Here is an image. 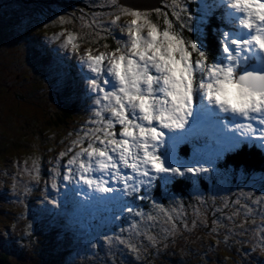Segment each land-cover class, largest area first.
Listing matches in <instances>:
<instances>
[{
  "label": "snow or ice",
  "instance_id": "6c2138e0",
  "mask_svg": "<svg viewBox=\"0 0 264 264\" xmlns=\"http://www.w3.org/2000/svg\"><path fill=\"white\" fill-rule=\"evenodd\" d=\"M107 7L91 21L82 15L80 30L48 38L66 55L33 54L59 98L77 99L90 113L50 169L46 210L58 215L61 199L77 210L103 209L108 231L86 244L97 249L102 241L113 257L106 264H116L117 254L119 264H127L125 255L139 261L200 229L225 250L238 241L264 254V187L256 194L237 185L207 198L200 191L217 175V161L245 146L264 149V0H170L162 25L140 10L159 17L160 8L124 0ZM52 15L62 27L73 21ZM122 17L129 19L120 23ZM209 24L213 42L205 46ZM109 38L114 47L99 43ZM66 58L76 60L71 70ZM182 146L190 155H181ZM17 168L21 181L13 179L12 189L19 199L30 192L24 176L38 183L40 169L35 158ZM187 188L198 204L191 214L151 195L159 189L175 201L173 190Z\"/></svg>",
  "mask_w": 264,
  "mask_h": 264
},
{
  "label": "rangeland",
  "instance_id": "374dc122",
  "mask_svg": "<svg viewBox=\"0 0 264 264\" xmlns=\"http://www.w3.org/2000/svg\"><path fill=\"white\" fill-rule=\"evenodd\" d=\"M31 1L32 3L33 2L35 3L32 4L30 0H0V29H1L0 172L2 173L6 171L5 174L8 177L6 178L7 179L6 186L9 187L10 189L9 193L5 192L3 195L0 193V204H6V205H8L12 199L9 197L10 195L13 194V189H12L13 179H15L18 182L21 181V176H20L21 173L18 171L17 165H19L20 169H23L25 167L26 161L22 156H18V158H16L15 155L17 154L13 152V149L12 150L7 149L9 145L8 143H12V142L9 141L10 139H7V137L4 134L10 135L13 129L10 130L9 125L3 124L5 123L4 117L10 113L13 114V112L14 114H16L14 108H16L19 111L20 114L15 117V120H17V122L21 126L18 135H21L22 133L21 138L25 137L27 141L26 143L24 142V144L22 143V149L17 148V150H24V152H27V150L31 148L30 143L32 141L35 142V146L36 144L42 145L40 143L44 139L40 136V134L39 137L41 139H36V138L32 139V136L35 135L34 133L35 130L36 131L41 130L40 128L41 126H44V128L49 126V128L54 129L55 132L56 131L61 132L59 128L63 127L65 128V130H67L66 133H72L73 136L75 135V133L71 130L73 125L75 124L69 123L68 122L69 120L68 121L66 120L65 123H59L58 120H56V124L53 123V126H52V122L54 120L51 123L50 121L46 122L48 119H51V117H54L55 114L59 115L61 113V111L63 110L61 105L70 107L69 105L70 103H72V101L69 103H65L62 99H60L58 92L49 84L48 80H46L44 76L41 75V73L38 71V69L35 66L33 67V69L36 73L39 74V76L37 78V81H34L35 78L32 75V69H30V66L32 67L33 62L35 64V61L33 60V58L28 59L29 48H30L29 41L31 42V40H29V36H25V34H29V32H31L37 34L34 37L40 38L39 36L40 32L38 33L35 30H39L42 32L44 31V34L42 35L40 40L36 38L35 39L32 38L33 43H37L41 46H36V47L33 46V47L36 50H38L39 47H44L45 50L49 49V52L52 54V56L66 55L65 53H60L58 49L52 50L51 47H48V42H49L53 45V47L57 48V44L50 42L48 38L51 37L54 33H58L63 29L80 30L81 27L80 20L82 15L86 17L89 21H91L93 15L100 16L101 13H107L109 11L107 5L110 3V0H31ZM161 2L163 6V9L161 10H168L169 8L167 6L170 4V0H161ZM189 7L194 8L195 5L189 4ZM148 12H151V19H155L158 17L155 12L152 11H148ZM53 13H56L57 15H65L66 17H73V21L71 23L64 24L62 27L60 22L56 21L55 17H53L52 15ZM18 16L20 18H17ZM161 16L163 17V14H161ZM50 18L54 22H50ZM125 19H129V18L122 17L120 23H122L123 20ZM38 20H40L41 22H37ZM5 25L8 26L4 27ZM14 25H17L18 27ZM7 33H9L10 35H13L12 33H16V35H14L12 38L14 41L11 42L10 40L4 46L6 38L3 41V37H8ZM116 34L119 35V32L117 31ZM184 35L185 37L190 36L189 33L187 34L184 33ZM206 36L208 39L213 40L212 34H207ZM20 37H24V38L21 39ZM108 40H112V39L109 38ZM99 43L102 45L104 43H107V41L102 39L100 40ZM85 46L87 45L82 44L81 48L83 49V47ZM109 46L114 47L115 44L114 46L112 44ZM93 47H95V45H93ZM100 50H104V49L101 48ZM67 56L70 57V54H67ZM18 58L20 59L21 64L27 65L26 69L23 68L24 71H20V69L18 70V68L20 67ZM66 60L71 61L70 63H72V65L76 64L75 58H70V59L66 58ZM16 64H18V67H16ZM21 81H24V84H22ZM24 101H26L25 106H24ZM77 105H78L77 108L80 109L81 112L83 111L87 113V110L85 108L86 106L79 103ZM32 106L34 107L32 108ZM35 108L37 109L35 110ZM11 110H13V112ZM35 113L37 116V121H40L39 127L33 125V123L31 122H28V125L24 126L25 123H27L29 117L35 115ZM76 115H86V114L76 113ZM75 126H77V124ZM58 135L61 136L63 135V133L61 134L59 133ZM1 137L3 139V142H1ZM61 139H62L61 137H58L56 139V141L60 145L61 142H64L63 140L64 138L62 140ZM3 143L6 145H4ZM19 144H21V142ZM29 154L31 155V153ZM1 158H3V161ZM55 158H56L55 156L50 157V160L43 158L44 162L38 164L40 169V180L38 183L30 182L28 180L27 175L24 176L23 182L28 183L30 189L33 190L31 192L32 195L29 194L27 196L28 198H30V201L36 199L35 200L36 203H39L40 201L44 202L43 198L45 192H40L39 188L37 189L34 188L36 187L35 185L39 183L41 184V186L44 187L43 183L48 182L50 169L55 166ZM32 160H29V162L27 163L31 164ZM40 160L42 161V159L38 157L39 162ZM226 168L232 169V166L227 165ZM223 173L226 174L225 172ZM237 173H241V172L237 171ZM261 175L264 176L263 173ZM241 177H244L245 180H248V183L247 184L241 183ZM215 178L216 175L213 177V180ZM223 178L227 179V177L225 176H223ZM259 182H260V178L255 174H252L250 176L240 174L239 177L235 179L234 184L231 183V178H228L227 180L220 181L217 184L214 183L215 187H213L212 184L210 188H204V193L201 194L207 198L212 193H218V197H219V196H223L226 190L229 188H231L234 192L236 190L237 185H241L242 187L245 188V190H252L256 194H259L261 188L264 187V185L260 184ZM200 190L203 189L200 188ZM189 191H192L191 188L190 190H188V192ZM63 192L64 189L61 188V196H63ZM176 195L180 196L179 194ZM153 196L156 198L157 201L163 200L162 191H159L158 194H154ZM20 202L21 201L14 203L17 210L20 208ZM176 202H177L176 204H182L184 211L189 214H191V212L198 206L197 200L193 195L185 202H182L179 199L176 200ZM61 204L62 207L59 210L58 215L55 212L47 211L45 208V203L42 205L38 204L40 213L44 214L45 216L35 215V218L34 220H31L30 225L23 224V217H22L24 214L23 211L20 212L21 215L17 213H15L14 215L11 210H6V211L4 210L3 215L2 216L0 215V223L5 222L9 224L10 221H12L17 223V225L20 224L19 229H17L16 231L14 246L15 248L19 247L23 252V255L20 256L18 259L16 257L17 254L15 253V248L11 246L10 249L8 251L6 250L5 253L6 258L8 259L7 264H42V260L44 264L46 263L55 264V262L60 261L63 255H67V256L70 255L69 246L73 247V244L75 242H78L81 245H87L86 241L89 239V237H93L95 234L97 235V233L100 232L108 231L107 228H105V230L103 231L101 222L96 223L95 226L96 230L93 232H89L87 228L86 229L81 228L85 224L84 217L86 214L82 210L75 209L72 204L64 202L63 199H61ZM143 204H145V202H143ZM145 205H142V207ZM150 205L151 204L148 202L147 206ZM163 205L165 206V204ZM174 206L175 204L173 206L166 205L165 207L171 208ZM48 207L50 208L51 206L49 205ZM143 210L145 212H148L151 209L146 211L145 207H143ZM72 214H74V217ZM189 218L191 217L189 216ZM210 220H211V214L209 215V221ZM28 227L29 229H27ZM24 228L28 234L21 236V233L24 230ZM201 230L203 231V229H200L198 232L193 233L191 235H195V234L199 235L201 233ZM53 232H55V235L52 236ZM87 233H89L88 236L86 235ZM9 234L12 235V232H10ZM60 236L61 237L63 236V238H60ZM2 239H3L2 236H0V242L2 241ZM188 239L189 237L179 238V240H177L174 244H172V246H168L167 248H161L159 251H152L148 253L146 256L142 257L141 260L136 261L135 264H200L202 260L199 259L200 263H198L197 261L194 260L192 255H188L186 258H181L179 260L176 259L173 254L168 256L167 258L162 257L164 256V252L166 249L168 248L170 249L171 247L173 250H178L180 247L184 245L185 242L188 241ZM236 242L239 243L238 241ZM98 243L100 246L97 249H94V257L96 259V262L94 259L93 262L95 264H106V260L111 261L113 257L108 252L107 248L103 245L102 241H99ZM242 246L243 248L240 249V251L242 252L241 253L242 260L239 259L238 263H236L237 262L236 261L235 263H230V264H264V254H261L259 252V249L253 252L251 251L252 245L244 244ZM200 247H201V251L199 249L198 250L199 252H202L203 246ZM219 248H221V246H219ZM231 256L235 258L234 256H236V254L234 253ZM126 257L128 258L127 255L123 257L125 261H126ZM115 259H118V261H120L121 259L120 254H117ZM214 260L215 262H212L214 264H218V263L225 264L221 260L218 262L216 259ZM202 264H207V263L203 262Z\"/></svg>",
  "mask_w": 264,
  "mask_h": 264
},
{
  "label": "trees",
  "instance_id": "16d2710c",
  "mask_svg": "<svg viewBox=\"0 0 264 264\" xmlns=\"http://www.w3.org/2000/svg\"><path fill=\"white\" fill-rule=\"evenodd\" d=\"M30 2L32 3L31 0H30ZM197 2H199V1L197 0ZM33 3H35V2H33ZM161 6H162V2L158 4V7L160 9H163V6L162 7ZM165 12H169V15H170V10L169 9L168 10H161L160 17H157V18L153 19V21L162 25L163 20H162L161 14H164ZM155 16H156V14H155ZM17 18H20V17L18 16ZM126 20L127 19L123 20L122 23H124ZM37 22H41V21L38 20ZM212 23H215V21H213ZM6 26H8V25H5L4 27H6ZM14 26L18 27L17 25H14ZM211 27H212V24H209L208 28H206V32L209 31L211 29ZM35 31H37V30H35ZM30 33L31 32H29V34H25V36H29V40H30V35H34V34H30ZM184 33L187 34L188 32L185 31ZM7 34H8L7 35L8 37H3V41L6 38L4 46L10 40H11V42L14 41L12 38H13L14 35H16V33H12L13 35H10L9 33H7ZM190 36H194V33H190ZM0 43H1V29H0ZM29 43H30V48L34 49L33 41H32V43L29 41ZM107 43L109 45L112 44L113 46L115 44L113 40H107ZM18 60H19V66H20L18 68V70L20 69V71H24L23 68L26 69L27 65L26 64H21L19 58H18ZM34 66L37 68L36 64H34V62H33L32 67L30 66V69H32V75L35 78L34 81H37V78H38L39 74L34 71V69H33ZM16 67H18V64H16ZM21 83L24 84V81H21ZM78 103L82 104L79 100L73 99L72 103H70V105H69L70 107L61 105V107L63 109L61 111V113L59 115L55 114L54 117H51V119H48L46 122L50 121V123H51L54 120L52 122V126H53V123L56 124V120H58L59 123H65L66 120L67 121L69 120L68 121L69 123H74L75 125L77 124V126L73 125L74 130H73V127L71 129L74 133H76L77 131H79L82 128V126L86 125V122L89 120V117H90V113L88 111H87V113L83 112V111L81 112L80 109L77 108V106H78L77 104ZM25 105H26V101H24V106ZM33 107L34 106H32V108ZM36 109L37 108H35V110ZM11 111L13 112V110H11ZM14 111H15L16 114H14V112H13V114L10 113V114H8V115H6L4 117L5 123H3V124L4 125H9L10 130L13 129V131L10 133V135H6V134H4V135L7 137V139H10L9 141H11L13 143V144L12 143H8L9 145H8L7 149H9V150L13 149V152H15V154H17V155H15L16 158H18V156H22L25 159V161H27V162H29V160H32L33 158H35V159H37V163L38 164L43 163L44 162L43 158H45L47 160H50V157H53V156L57 157L59 152L66 148V146L69 143V140L74 138V136H69V133H66L67 130H65V128H63V127L59 128V130H61V132H59V131L55 132V130L54 129H50L49 126L45 127V128H44V126H41L40 127L41 130H38V131L35 130V132H34L35 135L32 136V139H34V138L41 139L39 137V134H40V136L44 139L40 143L42 145H37L36 144V146H35V142L32 141L30 143L31 148L28 149L27 152H24V150H17V148H21L22 149V143L23 144H24V142L26 143L27 140H26L25 137L21 138L22 133H21V135H18V132L20 131L21 126L19 125L17 120H15V117L18 116L20 113H19V111L16 108H14ZM75 112L77 114H84L85 113L86 115H76ZM76 117H77V119H76ZM2 120H3V118H2ZM28 122H31V123H33V125L38 126V127H39V124H40V121H37L36 113H35V115L29 117L27 123H25L24 126L28 125ZM36 133H38V134H36ZM59 133L60 134L63 133V135L59 136L58 135ZM58 137H61L62 139L64 138L63 139L64 142H61V145L58 144V142L56 141V139ZM1 142H3L2 137H1ZM20 142H21V144H19ZM11 144H12V146H11ZM4 145H6V144H4ZM19 153H21V154H19ZM29 153H31V155ZM252 154H253L252 152H246V153H243V154H239L238 156H235L234 159L232 160V166H234L236 168H238V167L244 168L245 171H253V172L259 171L258 170L259 168L257 166L258 162H256V166H255L254 162L251 161ZM38 157L40 159H42V161L40 160V162H39L38 161ZM3 158H1L2 161H3ZM255 158L256 157H254V159ZM263 169H264V166H263ZM5 172H2V173L0 172V179H2L3 176L5 178L4 180H1V185H2L1 190H3L6 193H9L10 189H9V187L6 186V184H7V179L6 178H8V177L5 174ZM43 185H44V187L41 186V184L39 183V184L35 185L36 186L35 188L36 189L37 188L46 189L47 183L44 182ZM205 186H206V182L204 181L202 187H205ZM185 190L186 189H183V190L176 189V190H173V191H175L176 194H179L181 196L182 194H184ZM32 191L33 190L30 189V192L27 195L19 198L21 202H20V208L18 207L19 208L18 210H17L16 206L14 205V203L11 202L8 205H1V210H2L1 212L4 213V210L5 211L6 210H11L14 215H15V213L21 215L20 212L23 211L28 216H30L32 220H34L35 215L45 216L44 214H39L38 211L35 212V213H34V211H32L31 203L33 204V202L36 199H33V200L30 201V198L27 197L29 194L32 195L31 194ZM47 191L51 195L50 186H47ZM15 196L18 198V193ZM163 201H164L165 206L166 205H172L173 206L174 204L177 203L176 200L173 201L171 199H163ZM40 204L42 205V204H44V202L41 201ZM147 207H149V206H147ZM23 224H25V223L23 222ZM0 225L2 226L1 227V230H2L1 233L3 234V236H2L3 239L0 242V249H1V251H0V264H7L8 259L6 258L5 253H6V250L8 251L11 246L13 248H15L14 240H15V236H16V231H17V229H19V227H20L19 225L20 224L17 225V223L10 221L9 225L6 224L5 222H3V223L1 222ZM5 227H6V229H5ZM25 228L22 231L21 236H23L25 234H28L27 231L25 230ZM27 229H29V227ZM8 231L12 232V235H10L9 234L10 232H8ZM205 232H206V229H203V231L201 230V233L199 235L195 234V235L189 236L188 241L185 242L184 245L182 247H180L178 250H173L171 247H170V249L169 248L166 249L165 252H164V256H162V257L167 258L168 256L173 254L175 256V258L179 260L181 258H186L188 255H192L194 260L197 261L198 263H200L199 259L202 260V262L200 264H202L203 262L207 263V264H214V263H212V262H215L214 259H216L218 261L221 260L225 264L235 263L236 261H237L236 263H238L239 259H241V253L242 252L240 251V249L243 248L242 245H240L236 241H230L229 244H228V250H225V247L223 245H220L221 248H219V246L217 248V246L215 245L214 238L211 237V236L205 235ZM6 237H7L8 241L6 240ZM177 240H179V239H177ZM210 245H211V247H210ZM169 246H172V244H169ZM200 246H203L202 247V252H199V250L201 251V247ZM69 250L68 251L70 252V255L69 256L63 255V257L60 259V261L55 262V264H95L93 262V259L96 262V259L94 257V249H89L87 247V245H81L78 242H75L73 244V247L69 246ZM238 250H239V252H238ZM15 253L17 254L16 257L18 259H19L20 256L23 255V252L21 251V249L19 247L15 248ZM89 253H91V254H89ZM234 253L236 254V256H234L235 258H233L231 256ZM237 256H238V258H237ZM57 258H60V257H57ZM128 258L126 257L127 264H135L136 263V260H134L131 256H128ZM115 260H116V264H119L118 259H115ZM42 264H44L43 260H42Z\"/></svg>",
  "mask_w": 264,
  "mask_h": 264
},
{
  "label": "water",
  "instance_id": "95a60500",
  "mask_svg": "<svg viewBox=\"0 0 264 264\" xmlns=\"http://www.w3.org/2000/svg\"><path fill=\"white\" fill-rule=\"evenodd\" d=\"M161 0H124V3L126 5H139V6H144V5H149L152 6L154 8H156L158 6V4L160 3ZM149 10L151 8H147V7H141L140 10Z\"/></svg>",
  "mask_w": 264,
  "mask_h": 264
}]
</instances>
